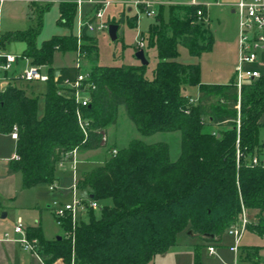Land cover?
Here are the masks:
<instances>
[{
    "label": "trees",
    "instance_id": "obj_1",
    "mask_svg": "<svg viewBox=\"0 0 264 264\" xmlns=\"http://www.w3.org/2000/svg\"><path fill=\"white\" fill-rule=\"evenodd\" d=\"M51 4L37 6L36 26L0 35L2 49L24 42L23 57L47 67L49 74L41 116L39 99L24 87L12 83L0 97V134L19 128L17 158L10 167L22 175L23 188L56 182L58 164L67 153L107 148L104 138L118 123L121 107L143 137L179 132L181 153L172 160L166 143L133 140L104 165L83 173L78 188L99 208L79 223L75 241H46L40 225L28 230L30 237L40 239L45 264L58 259L65 264H149L176 246L182 232L194 233L207 245L221 243L243 209L257 212V223H248L246 230L264 237V167L252 165L253 157L260 155L264 76L246 82L239 99L234 79L205 84L199 63L178 61L180 46L192 57L212 51L215 39L208 28L207 6L171 5L167 20L163 12L155 17L146 44L156 50L152 79L146 78L148 66L98 65L97 41L87 27L82 29V52L93 63L95 83L90 105L82 108L92 122L85 139L75 100L59 95L62 83L76 80L81 68L54 67L56 53L78 50L73 32L77 6L74 0H62L57 25L70 33L39 45L43 16ZM113 23L120 21H108ZM192 87L199 89L195 104L188 95ZM65 230H72L71 222L65 223ZM243 253L247 262L260 264L256 250Z\"/></svg>",
    "mask_w": 264,
    "mask_h": 264
},
{
    "label": "rangeland",
    "instance_id": "obj_2",
    "mask_svg": "<svg viewBox=\"0 0 264 264\" xmlns=\"http://www.w3.org/2000/svg\"><path fill=\"white\" fill-rule=\"evenodd\" d=\"M173 1L190 2L192 0ZM196 1L200 4H206L207 2H214L215 0ZM220 1L222 3L230 2L231 4H233L237 0ZM46 4H48V2L45 3V5ZM169 8H171L170 4L167 7L163 5L159 7L155 6L154 9H156V16L160 12H163L164 18L167 20L170 15ZM90 9L91 7L89 5H85L83 10L86 13ZM123 10L124 8L122 5H113L110 10H107L106 21L112 22L114 20V17H116V19H119L118 17L120 16V12H122ZM209 10L210 27H207L211 29V32L215 39L212 51L203 53L200 58L195 59L189 54L186 48L180 46V57L178 59L179 62L185 64H190L192 62L200 63L202 68L201 79L202 82L206 84L217 83L218 81L228 80L229 78L233 77V65L235 60L233 48L235 46L234 40L236 39V34L238 31L237 17L231 12V8L228 5H222L221 7L212 6ZM133 11L135 12V10ZM128 15L130 16L131 14L128 13ZM59 16L60 14L58 5H53L50 10L45 12L43 16V27L38 36L39 45H41L44 41L51 39L55 35L62 36L70 33L68 29L57 25ZM141 17L142 19L146 18V20L150 19V17H147L144 14H142ZM155 17L151 18L152 22L155 21ZM36 24L37 12L35 11L31 3L21 0H7L3 2L2 5H0L1 34H5L10 31H24L31 26H36ZM78 30L79 27L77 16V22L75 24L73 32L77 33ZM140 30H142V28H140ZM140 32L141 31H139L137 27H130L128 25V20H126V23L122 26L119 39L116 41H113L110 38L108 30L97 31L96 36L98 41V60L96 61V63L100 66H125L138 64L139 61L137 60L136 53L139 49V41L141 40L139 34ZM144 38L146 39L144 40L147 44L146 34ZM83 42L84 41L82 40V43ZM145 49L146 51H148L147 60L149 62L146 72V78L152 79L154 77V71L157 64L156 51L151 52L147 49V47ZM17 51L18 48L15 50V53L18 55L19 53H17ZM4 53L8 54L9 52L4 51ZM63 54L66 53L58 54L56 56V63L58 65L61 62L68 63L72 58V55L67 54L66 56H63ZM18 60V64L14 65V68L10 71L9 75L15 80V84L17 86L34 91L35 95L40 101L39 109L43 113L44 99L42 95L46 91L47 83L42 81H36L31 84L21 82L20 75L28 64L27 61L21 57V55H19ZM30 63L32 64L31 60ZM91 69L92 63L88 58V55H85L81 62V71L91 72ZM42 74L44 76L49 75L47 67H42ZM132 124L133 123L121 124L119 126L113 125L116 128L110 126L112 133L114 132L115 136H117L116 142H113V140L110 142L107 136L108 146L106 148V152H109L110 158L113 156L112 150H120L122 148H125L133 140H143L147 144L166 143L170 147L172 160L178 159L181 153V135L179 132L158 133L150 137H143L137 131L135 125ZM6 140L7 139L5 137H0V144L5 142ZM8 143L11 145V143L13 142L8 139ZM261 155H264V146ZM39 190L41 191L43 200L40 207L44 215V226L47 228V231L52 237H61L63 234H65L66 236L67 233L64 232L63 229L57 224L53 212L47 207L48 205H52L53 201L51 200L55 196V193L50 190V186L48 185H42ZM2 213L3 212L0 209V215ZM247 217L250 223H257V212L248 211ZM85 220H87V217L85 218ZM191 235L193 237H196L194 233H192ZM234 242V237L230 236L228 234V230H226L222 242L216 245L217 256H213L209 254L208 245L205 241H203L199 237H187L185 232H182L178 237L176 246L172 247L166 254L157 256L149 264H194L197 261L200 264H235L236 254L230 251V247L234 245ZM241 249L242 250H240L238 253L239 259L237 264H251L246 261L245 254H243V251L245 249L256 250L260 258L258 259L259 263L264 264V237H260L247 229L241 241ZM54 263L65 264V261L63 259H58Z\"/></svg>",
    "mask_w": 264,
    "mask_h": 264
},
{
    "label": "built area",
    "instance_id": "obj_3",
    "mask_svg": "<svg viewBox=\"0 0 264 264\" xmlns=\"http://www.w3.org/2000/svg\"><path fill=\"white\" fill-rule=\"evenodd\" d=\"M48 3L62 2V0H48ZM77 6L78 26L80 33L78 35V50L76 51L77 60L76 67L81 68L82 59L86 53L82 52V29L87 27L89 33L97 31H105L109 29L108 21H106V13L111 2L108 0H74ZM91 5L89 12H84L85 5ZM134 5L137 8V17L142 14L147 17H155V6L159 5L157 0H136ZM230 7L238 20V62L235 67V84L238 89L239 99L244 84L250 80L259 79L262 75L254 68L259 64L261 56L264 54V0H237ZM142 10V11H141ZM198 16L202 17V10L198 11ZM146 42L143 38L139 41V49H144ZM24 59L28 62L27 67L20 75V80L23 83L31 84L36 81L47 82L49 75L42 74V67L30 63V59ZM18 56L14 54H5L0 41V97L6 88L15 83V80L9 75L10 71L17 64ZM57 81V77L55 79ZM59 95H67L72 97L77 104V119L79 127L85 136L88 137L92 122L86 118L82 112V108L87 107L91 103V92L95 89V83L92 81L90 72H80L77 79L74 81L65 80L61 85ZM190 102L195 104L197 100L191 98ZM10 136L13 140L19 139V128L14 126ZM104 142H108L107 137ZM118 150H112L113 155L117 154ZM79 151L76 149L64 155L60 161V165L65 163L70 166L73 173V184L71 187V197L67 201L55 200L52 205L53 215L57 224L65 230V223L71 222L72 230L66 231V238L75 241V231L82 220H85L90 211H96L99 208V203L92 200L88 196L81 194L78 188L80 178L77 175V155ZM17 158V154L14 159ZM253 166L264 167V156L255 155L252 159ZM58 183L54 182L50 185V190L55 191L58 188ZM250 223L247 217V211L243 209L240 221L228 229V234L235 239L234 245L230 247V251L236 254L235 264L238 262V253L241 250V241L246 232L247 224ZM14 233L18 236L12 239L19 243L22 249L33 255L41 257L43 250L42 243L39 238L30 237L28 231L21 219L17 220L14 227ZM5 239L10 240L11 235H5ZM208 252L210 255H217L215 244H208ZM42 258V257H41ZM55 264V263H54ZM71 264H75L74 260Z\"/></svg>",
    "mask_w": 264,
    "mask_h": 264
},
{
    "label": "crops",
    "instance_id": "obj_4",
    "mask_svg": "<svg viewBox=\"0 0 264 264\" xmlns=\"http://www.w3.org/2000/svg\"><path fill=\"white\" fill-rule=\"evenodd\" d=\"M5 1H7V0H0V5H2V3ZM21 1H26L28 3H31L36 12H37V6H43V5H45V3H47L46 0H21ZM108 1L111 2V5L109 7L110 9L113 5H122L124 8V10L122 12H120V16L118 17L119 19H116V17H114V20L112 21V22H117V23L120 21V23L117 24V25H119L118 39H119V35L121 32L122 26L126 23V20H128V25L130 27H133V28L137 27L139 29V31H141L139 33L140 37L145 39L144 38L145 34L147 35L149 27H150L151 23H153V22L151 21V18L149 20H146V18L142 19V17L141 18L137 17V8L134 5V2L136 0H108ZM157 1L159 2V5H157L158 7L161 5L167 7L169 4L170 5L200 4L196 0H192L190 2H185V1L178 2V1H173V0H157ZM60 3L61 2L52 3L50 9L52 8L53 5H58V9H59ZM87 5H89V4H87ZM202 5L207 6L208 19L210 20V17H209L210 7H212V6L221 7L222 5H228L230 7L231 3L230 2L222 3L220 0H215L214 2H207L206 4H202ZM89 6L92 8L91 5H89ZM110 9H108V10H110ZM133 10H135V12ZM164 11H165V9H164ZM231 12L234 14L232 8H231ZM128 13L131 15L129 16ZM59 14H60V9H59ZM109 19H110V15H109ZM76 22H77V17H76ZM113 24H116V23H113ZM209 24H210V21H209ZM32 27H34V26H31L30 28H32ZM30 28H28V29H30ZM140 28H142V30H140ZM28 29H26V30H28ZM26 30H24V31H26ZM10 32H22V31H10ZM10 32H8V33H10ZM79 33H80V30H78V32L74 33V34L78 37ZM89 35L94 37L97 41L96 32L89 33ZM237 35H238V31L236 34V39L234 40L235 46L233 48V52L235 54V56H234L235 60H234V65H233L234 66L233 67V69H234L233 77L229 78L228 80L218 81L217 83H211V84H227L232 79H235V67H236L237 62H238ZM55 36H59V35H55ZM62 36H65V35H62ZM97 47H98V41H97ZM17 48H18L17 53H19L18 55L15 53V50ZM145 48H144V50H145V55L147 58L148 51H146ZM8 49L11 51H9ZM25 49H26V44L24 42H13V43L9 44L3 50L6 52H9L10 54L17 55L18 59H19V55H21V57L24 59L23 53H24ZM139 50L140 49H138V51ZM149 51L152 52V51H156V50L150 49ZM58 54H62V53L58 52L55 54L54 67L56 69H60L63 67H75L76 66V57H77L76 51L63 54V56H66L67 54L72 55V58H71L70 62H68V63H62L61 62L59 65L56 63V56ZM194 58L197 59L200 57H194ZM138 61H139L138 64H134L133 66L142 65L141 61L140 60H138ZM18 62H19V60L17 61V64H18ZM27 64H28V62H27ZM190 64H196V63L192 62ZM92 65H93V63H92ZM254 68L256 70H258L262 76H264V54L261 56L259 64L255 65ZM201 70H202V68H201ZM15 71H17V70H15ZM201 76H202V73H201ZM27 93L29 96L37 97L35 95L34 91L27 90ZM44 94L42 95L43 99H44ZM188 95H190L191 98L197 100L199 97V89L196 87L189 88ZM39 108H40V101H39ZM42 114L43 113L39 109V115L41 116ZM129 121L130 120L127 117L125 108L121 107L119 109L118 123L116 124V126H119L121 124H126V123H132ZM259 123L261 124V129H260L261 147H260L259 151H260V156H264V155H261L262 150H263V146H264V112L262 113V115L260 117ZM112 127H115V126H112ZM107 136H108V139L110 142L112 140H113V142L117 141V136H115L114 132L112 133V130L110 127L108 128ZM0 137H5L7 139L5 142L0 144V209L3 212L0 215V264H45V262L43 261V259L41 257L24 251L19 243L12 240V239L18 237L14 233V227H15L18 219H21L23 221L24 226L27 229V231L30 228H34V227H37L40 225L42 227V237L44 240L52 241V240L57 239L58 236L52 237L50 235V233L47 231V228L44 226V223H43L44 222L43 221L44 215H43V211L41 210V207H40L43 200H42L41 191L39 190L40 187H42V185H39V186L32 188V189H24L23 188L22 175L20 173L12 172L11 167H10L11 161L14 159L15 155L17 154V141L13 140L11 138L10 134H0ZM8 139H10L11 142H13L14 144L11 143V145H10L8 143ZM109 158H110L109 152H106V148H101V149L91 150V151H80L77 155V161H78V163H77V175H78V177L81 179L83 173L91 172L96 167L104 165L105 162L107 160H109ZM56 175H57V181L56 182L58 183L59 186H58L57 190L52 191L53 193H55V196L52 198L51 201H53V202L55 200L67 201L71 197V187L73 184V173L70 169V166L66 163L62 166L60 164H58ZM81 194L86 196L85 192H83V191H81ZM47 207L49 209H51V211H52L51 205H48ZM4 215H6V217H4ZM63 231L65 232L64 229H63ZM8 233L11 235L10 240L5 239V235ZM185 234L187 235V237L197 238V237H193L191 235L192 232L191 233L185 232ZM61 237L66 238L65 234H63ZM213 256H215V255H213Z\"/></svg>",
    "mask_w": 264,
    "mask_h": 264
},
{
    "label": "water",
    "instance_id": "obj_5",
    "mask_svg": "<svg viewBox=\"0 0 264 264\" xmlns=\"http://www.w3.org/2000/svg\"><path fill=\"white\" fill-rule=\"evenodd\" d=\"M118 31H119V25H117V24H111L109 26V29H108L109 36H110V38L113 41H116L118 39ZM136 57H137L138 60L141 61V64L142 65L148 66L149 62H148V60L146 58L145 50L144 49H140L139 51H137ZM60 73H61L60 71H57L56 75L59 76ZM90 198L92 199L93 197H90ZM4 217H6V215H4ZM57 239L61 240L62 237L59 236V237H57Z\"/></svg>",
    "mask_w": 264,
    "mask_h": 264
}]
</instances>
